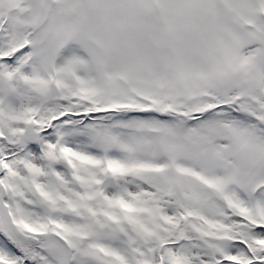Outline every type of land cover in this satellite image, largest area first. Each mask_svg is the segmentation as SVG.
Returning a JSON list of instances; mask_svg holds the SVG:
<instances>
[{
    "label": "snow or ice",
    "instance_id": "obj_1",
    "mask_svg": "<svg viewBox=\"0 0 264 264\" xmlns=\"http://www.w3.org/2000/svg\"><path fill=\"white\" fill-rule=\"evenodd\" d=\"M0 264H264V0H0Z\"/></svg>",
    "mask_w": 264,
    "mask_h": 264
}]
</instances>
